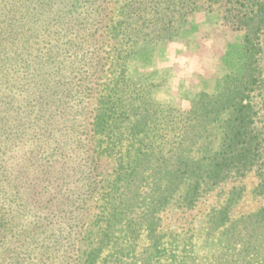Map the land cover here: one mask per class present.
Returning a JSON list of instances; mask_svg holds the SVG:
<instances>
[{"label":"trees","instance_id":"trees-1","mask_svg":"<svg viewBox=\"0 0 264 264\" xmlns=\"http://www.w3.org/2000/svg\"><path fill=\"white\" fill-rule=\"evenodd\" d=\"M101 2L85 10L81 19L63 14L49 31L50 37L56 36L55 54L73 55L64 67L84 75L82 89L90 92L93 75L109 69L104 91L90 104L92 110L83 120H70L74 155H81L86 169L100 168L105 184L87 201L98 210L89 226L65 236L62 261L264 264V205L232 219L237 188L205 215V234L216 241L206 263L197 260L192 246H179L171 233L163 232L161 216L171 204L185 210L196 207L206 193L243 176L264 155V124L259 125V109L252 100L261 79L264 0ZM195 12L215 14L236 37L226 52L230 69L218 78L215 93L202 92L183 116L153 101L146 80L129 79L126 65L143 44L176 37ZM49 13L45 10L43 16ZM261 167L256 191L264 196ZM81 243L85 246L79 251Z\"/></svg>","mask_w":264,"mask_h":264},{"label":"rangeland","instance_id":"rangeland-1","mask_svg":"<svg viewBox=\"0 0 264 264\" xmlns=\"http://www.w3.org/2000/svg\"><path fill=\"white\" fill-rule=\"evenodd\" d=\"M101 3L0 0V264H64L65 236L88 227L98 211L87 201L102 190L104 174L100 168L86 169L81 155H74L70 120H83L92 110L109 69L93 75L90 92L82 89L84 75L64 67L73 55L57 56L56 36L49 31L63 14L81 19L85 10ZM45 10L50 13L43 16ZM235 37L215 14L195 12L176 37L143 44L127 60L126 76L146 80L153 101L185 116L202 92L215 93L218 78L229 71L226 52ZM258 64L261 79L252 100L263 125L264 31ZM262 165L264 155L252 170L210 190L192 209L169 205L161 213L163 232L171 233L179 246H192L197 260L206 263L216 241L205 234V215L234 188L240 193L231 205L232 219L263 206L264 196L256 191Z\"/></svg>","mask_w":264,"mask_h":264}]
</instances>
